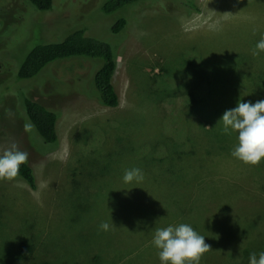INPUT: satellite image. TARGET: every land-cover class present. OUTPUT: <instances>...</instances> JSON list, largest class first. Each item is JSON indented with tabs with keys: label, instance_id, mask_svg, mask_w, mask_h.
Returning <instances> with one entry per match:
<instances>
[{
	"label": "rangeland",
	"instance_id": "obj_1",
	"mask_svg": "<svg viewBox=\"0 0 264 264\" xmlns=\"http://www.w3.org/2000/svg\"><path fill=\"white\" fill-rule=\"evenodd\" d=\"M107 1L54 0L45 14L0 0V152L15 142L37 179L35 189L0 182V264H159L154 230L179 223L205 236L200 264H249L264 251V160L233 158L236 137L225 140L217 124L238 100L264 99V53L252 55L264 37V0H141L113 15L103 13ZM57 11L63 19L53 23ZM122 18L126 28L113 35ZM77 23L97 26L91 36L114 46L116 108L86 86L95 93L94 59L16 81L24 54ZM22 91L59 115L57 151L39 156L27 140L36 133L27 131ZM196 97L203 107L192 106ZM131 168L142 170L141 183L123 182ZM102 222L111 230H99ZM24 243L32 253L17 262Z\"/></svg>",
	"mask_w": 264,
	"mask_h": 264
},
{
	"label": "trees",
	"instance_id": "obj_2",
	"mask_svg": "<svg viewBox=\"0 0 264 264\" xmlns=\"http://www.w3.org/2000/svg\"><path fill=\"white\" fill-rule=\"evenodd\" d=\"M31 3L35 8H37L40 12L45 14H50L53 11L54 0H26ZM141 0H108L107 3L103 6V13L106 15H113L118 11L122 10L128 5L135 4ZM57 17L54 16L53 23L57 20L63 19L62 16L57 11ZM128 24V21L125 18L119 19L115 24L112 25L111 32L113 35H119ZM74 27H77L74 29ZM70 30L67 31L68 34L65 38L63 33L59 34V39L61 41H56L54 43H45L40 44L34 47L30 53L24 54L26 58L20 61V67L18 69L16 81H26L31 82L37 77H39L45 71H48L55 63L63 60H72L77 58H88L94 59L97 64L96 69L93 71V89L95 93L92 92V88L90 86V82H86V86L89 87L92 96L97 98L99 102L104 107L116 108L120 104L119 95L116 92V89L113 84V79L115 73L117 71V54L115 53L114 46L106 41H102L91 36L90 31L93 29L99 30L97 26H87L82 27L80 23L74 25ZM48 35L46 30V36ZM63 37V38H62ZM64 39V40H63ZM92 60V61H94ZM101 65L99 66V63ZM191 67L198 71L200 69H204L202 64H196L192 62ZM164 71V69H161ZM165 72V71H164ZM92 73V74H93ZM91 74V75H92ZM166 80L169 79L170 73L166 71ZM91 78V77H90ZM83 82V80H82ZM20 84V83H19ZM24 84H20L19 87ZM25 90V85L23 87ZM178 94V92H177ZM197 98V97H196ZM198 97L194 99L193 105H198L201 103V107H203L202 101H205L203 98L201 100ZM19 105H21L26 115V128L27 131H31L36 133V140L33 137L29 136L28 133L27 140L31 139L33 143V149L37 155L50 154L54 151H57L59 148V136L57 132L58 118L59 115L44 107L40 103H37L26 96V93L21 92L20 99H18ZM199 108H194V114H197V117L201 116L199 113ZM206 125L208 122H206ZM213 128L208 131H212ZM214 136H217L214 133ZM227 136L225 140L232 135H224ZM36 145L37 147H34ZM48 148L47 152H42L39 147ZM78 152V151H75ZM22 179L28 184L31 188H36L37 179L34 174V168L31 165V162L28 161L21 166L18 176L14 180ZM1 182V181H0ZM32 246L28 243H24L21 246L20 254L15 257L17 262H22L25 259L28 260L29 253H32ZM7 259V258H6ZM15 263V262H14ZM13 264V262H12ZM38 264V262L32 263ZM43 264H49L47 262Z\"/></svg>",
	"mask_w": 264,
	"mask_h": 264
},
{
	"label": "clouds",
	"instance_id": "obj_3",
	"mask_svg": "<svg viewBox=\"0 0 264 264\" xmlns=\"http://www.w3.org/2000/svg\"><path fill=\"white\" fill-rule=\"evenodd\" d=\"M261 53H264V37L252 50L253 56ZM217 125H221L222 134L236 137L230 153L233 158L249 166H257L264 160V99L255 103L238 100L236 107L224 112ZM28 158V153L12 142L0 152V181H13ZM122 179L125 184H139L144 175L141 169L131 168L124 172ZM99 230L110 231L111 225L102 222ZM151 243L157 250L159 264H200L202 255L210 250L205 236L188 223L155 228ZM249 264H264V251L251 253Z\"/></svg>",
	"mask_w": 264,
	"mask_h": 264
}]
</instances>
